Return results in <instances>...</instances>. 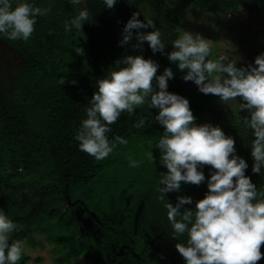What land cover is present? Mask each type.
Instances as JSON below:
<instances>
[{
  "label": "trees",
  "instance_id": "trees-1",
  "mask_svg": "<svg viewBox=\"0 0 264 264\" xmlns=\"http://www.w3.org/2000/svg\"><path fill=\"white\" fill-rule=\"evenodd\" d=\"M144 1L147 13L142 9V0H117L111 9L106 8L103 0H82V8L89 13L88 20L81 29L70 26V30L65 31V21H71L81 9L78 4L70 0H29L34 6L49 9L45 15H37L31 36L27 40H11L0 34V41L24 58L16 75L5 71L3 77L0 76V209L17 225L10 240L30 244L37 235L45 233L49 241L58 245L63 264L82 257L88 264H103V252L117 261L123 251L128 253L124 263L143 264L128 230L111 228L93 216L104 230L101 240L95 243L87 231H81L77 217L70 213L73 203L78 202L72 198V189L90 183L111 154L97 160L79 150L74 136L81 120L86 118L85 107L96 89L95 81L115 70L114 62L127 55H143L155 60L159 64L157 74L165 67L172 69L174 77L168 81L167 90L189 100L195 123L219 125L226 135L233 136L236 154L249 165L245 174L256 185L257 198H264L260 195L264 193V168L259 174L251 170L253 159L249 146L253 137L251 129L245 127L241 119L247 112L237 111L240 98L220 101L217 96L199 92L193 82L182 79L183 73L166 55L153 54L147 42L143 49H133L135 38L125 46L118 44L123 25L133 12L142 20L153 21L168 52L171 42L180 34V8L200 12L233 11L240 0H179L180 4L174 7L167 4L168 0ZM12 2L14 7L16 0ZM246 10L264 12V0H249ZM78 47L81 53L77 52ZM262 51L264 43L237 66H246ZM156 112L157 109H151L147 103L137 106L132 114L122 112L110 125L108 138L149 139L159 155L156 145L163 126L152 119ZM141 116L145 117V125L134 127ZM118 146L119 143L115 148ZM210 167H203L206 179ZM189 185L191 188V183ZM197 186L200 198L193 197L190 188L181 194L193 199L192 205L182 206L181 211L184 207L194 210L195 202L203 198L206 182ZM176 198L177 195H173L169 202L175 205ZM162 212L158 227L168 236L165 238L172 246L170 253L184 264L174 245L186 243L187 233L174 238L167 209L164 207ZM260 250L264 253V243ZM27 259L22 253L17 264H25ZM256 264H264V256Z\"/></svg>",
  "mask_w": 264,
  "mask_h": 264
},
{
  "label": "clouds",
  "instance_id": "clouds-1",
  "mask_svg": "<svg viewBox=\"0 0 264 264\" xmlns=\"http://www.w3.org/2000/svg\"><path fill=\"white\" fill-rule=\"evenodd\" d=\"M70 2L80 4L81 0ZM103 2L111 9L117 0ZM48 11L29 0H16L14 7L12 0H0V34L11 40H27L37 15ZM88 16L87 9L81 8L71 21H65V31L70 26L81 29ZM121 36L118 41L121 46L135 38L133 49H143L147 42L153 54L166 55L183 73L182 79L193 82L199 92L217 96L220 101L239 97L237 111L247 112L241 119L253 137L249 146L253 159L251 170L261 172L264 168V51L251 63L238 67L236 60L223 55L209 58L211 41L199 32L181 29L171 42V50L165 52L160 30L151 19H140L137 12L124 23ZM77 52L81 53L82 49L78 47ZM114 64L115 70L95 81L96 89L85 107L86 118L81 120L74 136L79 150L97 160L104 159L117 143H128L123 136H113L111 140L107 136L110 125L122 112L132 114L137 106L145 103L157 109L152 119L163 126V132L156 147L167 169L159 176L158 191L163 194L160 198L166 193L178 192L181 182L194 185L206 182L207 186L203 198L195 202L194 210L189 207L180 210L193 203L187 195L177 196L175 205L171 202L164 205L173 237L187 233L186 243L174 245L184 264H256L264 256L260 250L264 243V198H257L256 185L245 174L249 165L236 154L233 136L226 135L219 125L194 122L196 118L189 100L167 90L168 81L174 77L170 67L157 74L159 64L143 55H127ZM144 125L145 117L141 116L133 126ZM128 161L131 167L140 163L131 156ZM204 165L211 166L207 179ZM260 195L264 197V193ZM16 227L0 209V264H17L24 252L25 241L10 240Z\"/></svg>",
  "mask_w": 264,
  "mask_h": 264
},
{
  "label": "rangeland",
  "instance_id": "rangeland-1",
  "mask_svg": "<svg viewBox=\"0 0 264 264\" xmlns=\"http://www.w3.org/2000/svg\"><path fill=\"white\" fill-rule=\"evenodd\" d=\"M248 2L240 0L238 8L233 11L200 12L194 8H180V30L199 32L210 40L211 59L223 55L243 63L264 43V12L247 11ZM167 4L174 7L180 1L168 0ZM78 5L82 8V0ZM142 9L147 13L144 0ZM23 61L20 52L0 41V76L3 77L5 71L16 75L18 65ZM129 156L140 162L138 166L129 165ZM159 156L149 139L133 138L127 144H120L90 183L72 189V198L78 202L73 203L70 213L77 217L81 231H87L95 243L101 240L104 230L93 216L111 228L128 230L143 264H182L180 258L170 253L172 246L157 222L163 216L165 203L173 195L180 196L188 191L190 185L181 182L178 192L166 193L161 199L163 194L158 191V181L160 173L167 169ZM190 189L193 197L200 198L197 185L191 184ZM57 249L58 245L41 233L33 243H26L23 253L28 259L25 264H63L60 261L62 253ZM124 252L117 256V261L103 252V264H126L128 253ZM84 258L71 264H88Z\"/></svg>",
  "mask_w": 264,
  "mask_h": 264
}]
</instances>
